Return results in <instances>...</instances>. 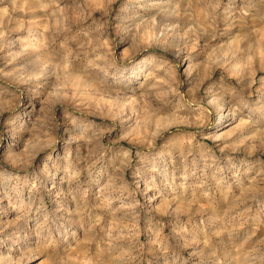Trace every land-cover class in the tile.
Here are the masks:
<instances>
[{
	"label": "rangeland",
	"instance_id": "374dc122",
	"mask_svg": "<svg viewBox=\"0 0 264 264\" xmlns=\"http://www.w3.org/2000/svg\"><path fill=\"white\" fill-rule=\"evenodd\" d=\"M0 264H264V0H0Z\"/></svg>",
	"mask_w": 264,
	"mask_h": 264
}]
</instances>
